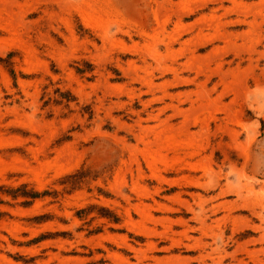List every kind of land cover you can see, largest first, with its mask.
I'll return each mask as SVG.
<instances>
[{"label":"rangeland","instance_id":"374dc122","mask_svg":"<svg viewBox=\"0 0 264 264\" xmlns=\"http://www.w3.org/2000/svg\"><path fill=\"white\" fill-rule=\"evenodd\" d=\"M0 264H264V0H0Z\"/></svg>","mask_w":264,"mask_h":264},{"label":"trees","instance_id":"16d2710c","mask_svg":"<svg viewBox=\"0 0 264 264\" xmlns=\"http://www.w3.org/2000/svg\"><path fill=\"white\" fill-rule=\"evenodd\" d=\"M22 187L25 189L26 186L23 185ZM44 194L45 193H38L36 191H23L21 196L26 197V198L36 199L38 197H41ZM25 203H28V202H25Z\"/></svg>","mask_w":264,"mask_h":264}]
</instances>
